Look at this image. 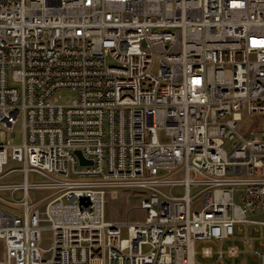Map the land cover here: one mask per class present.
Wrapping results in <instances>:
<instances>
[{"label":"built area","instance_id":"1","mask_svg":"<svg viewBox=\"0 0 264 264\" xmlns=\"http://www.w3.org/2000/svg\"><path fill=\"white\" fill-rule=\"evenodd\" d=\"M261 123L264 0H0V264H264Z\"/></svg>","mask_w":264,"mask_h":264},{"label":"rangeland","instance_id":"2","mask_svg":"<svg viewBox=\"0 0 264 264\" xmlns=\"http://www.w3.org/2000/svg\"><path fill=\"white\" fill-rule=\"evenodd\" d=\"M110 62V61H109ZM73 95L68 93L66 94V97L70 99ZM233 110L235 112L241 113L243 117V121L240 123V127L242 129H247L250 126V116L248 115L247 112V104L240 102V103H235L233 105ZM21 132L17 131L16 133H9L7 136V139L9 141L10 145H18L21 143ZM254 136L259 137L260 139L264 138V123H261V130L257 131L254 133ZM0 139L4 140L6 139V136L4 133H0ZM232 147L231 144H228L226 148L230 150ZM20 164L16 162H9V164L5 167L6 171L12 170L19 168ZM29 179L31 181H36L40 182L41 180L39 177L31 174L29 175ZM7 180L10 181H16V182H21L22 181V176L19 173H12ZM44 193H35L31 192L30 193V198L32 200L40 199L42 198ZM37 196V198H35ZM146 197V192L144 191H138V190H121L118 194V197L115 198L114 200L109 199L106 205V214H107V219L108 220H118V221H130L133 222L135 220H144L146 217V212L137 209L135 207L138 206V199L139 197ZM134 208V209H133ZM129 212V213H128ZM257 220L264 221V213H258L256 215ZM252 236L257 237V238H264V228L260 230L259 232H252ZM42 243L41 246L43 249H48L50 247V233L48 231H44L42 233ZM123 237H126L124 234ZM211 247L215 254L219 251H222L224 253V262L226 263H231V264H238V263H248V264H255L257 260L254 259L251 253L249 251H254L260 249L258 246V243L252 245L251 247H247L244 244H242L239 241H226L223 244L219 245L218 243L215 242H202L199 247ZM231 246H237L240 250V255L238 258L234 259H229L227 258V251L229 247ZM4 259V242L3 240H0V260ZM213 261H210V263Z\"/></svg>","mask_w":264,"mask_h":264},{"label":"water","instance_id":"3","mask_svg":"<svg viewBox=\"0 0 264 264\" xmlns=\"http://www.w3.org/2000/svg\"><path fill=\"white\" fill-rule=\"evenodd\" d=\"M76 154L79 156L80 161H81L82 164L86 163V161L83 159V157H82V155H81V153L79 151L76 152Z\"/></svg>","mask_w":264,"mask_h":264}]
</instances>
